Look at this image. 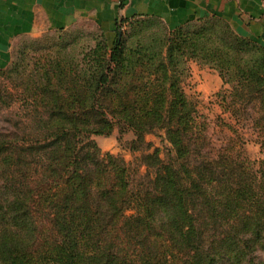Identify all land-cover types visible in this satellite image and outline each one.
Instances as JSON below:
<instances>
[{"label": "trees", "instance_id": "obj_1", "mask_svg": "<svg viewBox=\"0 0 264 264\" xmlns=\"http://www.w3.org/2000/svg\"><path fill=\"white\" fill-rule=\"evenodd\" d=\"M83 24L98 38L80 60L15 78L20 43ZM48 33L0 69V264H264V160L238 137L213 146L183 87L189 61L217 71L224 113L264 152V45L217 15L174 30L135 16L112 44L90 22ZM116 129L135 163L95 142Z\"/></svg>", "mask_w": 264, "mask_h": 264}, {"label": "crops", "instance_id": "obj_2", "mask_svg": "<svg viewBox=\"0 0 264 264\" xmlns=\"http://www.w3.org/2000/svg\"><path fill=\"white\" fill-rule=\"evenodd\" d=\"M211 15L264 45V0H0V69L11 64L20 39L40 38L84 22L113 42L118 23L135 16L159 18L174 30Z\"/></svg>", "mask_w": 264, "mask_h": 264}, {"label": "rangeland", "instance_id": "obj_3", "mask_svg": "<svg viewBox=\"0 0 264 264\" xmlns=\"http://www.w3.org/2000/svg\"><path fill=\"white\" fill-rule=\"evenodd\" d=\"M127 25L124 32L129 33ZM97 33L90 24H83L80 28L68 31L63 36L48 33L43 38L25 40L16 50L17 74L15 78L25 82L31 73L38 67L48 65L50 61L80 60L82 53L95 44ZM109 41V40H108ZM112 44V41H109ZM80 63V62H77ZM7 77L0 75L1 89L6 90L10 85ZM183 87L187 95L198 104L201 121L208 127L209 138L212 145L220 147L226 140H238V145L245 157L252 163L257 164L264 160V152L259 143L258 135L245 122L237 124L230 115L224 113L218 94L224 89L223 81L219 73L206 65H199L196 61H189L187 78L183 80ZM18 105L14 108L16 109ZM13 112V111H11ZM5 111L2 115L10 116ZM1 116V115H0ZM0 127H4L0 121ZM229 127L236 130L234 133ZM238 137V138H237ZM134 139L133 133L123 135L120 140L119 130L116 129L109 137H94L98 147L104 153L120 156L126 163L132 164L141 157V153L134 154L129 150V143ZM146 141L161 149L169 148L167 143L161 141L156 135H148ZM146 168L139 169V176L145 174Z\"/></svg>", "mask_w": 264, "mask_h": 264}]
</instances>
